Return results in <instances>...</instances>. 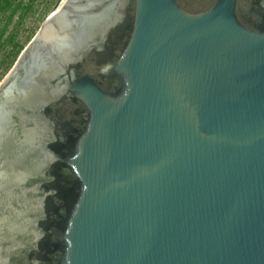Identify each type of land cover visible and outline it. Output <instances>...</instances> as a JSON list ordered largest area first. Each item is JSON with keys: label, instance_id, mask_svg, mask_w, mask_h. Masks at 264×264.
Segmentation results:
<instances>
[{"label": "water", "instance_id": "obj_1", "mask_svg": "<svg viewBox=\"0 0 264 264\" xmlns=\"http://www.w3.org/2000/svg\"><path fill=\"white\" fill-rule=\"evenodd\" d=\"M0 264H264V0H61L0 83Z\"/></svg>", "mask_w": 264, "mask_h": 264}, {"label": "trees", "instance_id": "obj_2", "mask_svg": "<svg viewBox=\"0 0 264 264\" xmlns=\"http://www.w3.org/2000/svg\"><path fill=\"white\" fill-rule=\"evenodd\" d=\"M58 0H0V53H2L3 65L6 70L12 68L20 53L26 46V41L30 40L34 32L21 42L19 39L21 28L27 20L35 17L38 8L44 3L41 19L47 11L56 4Z\"/></svg>", "mask_w": 264, "mask_h": 264}, {"label": "rangeland", "instance_id": "obj_3", "mask_svg": "<svg viewBox=\"0 0 264 264\" xmlns=\"http://www.w3.org/2000/svg\"><path fill=\"white\" fill-rule=\"evenodd\" d=\"M20 1L27 2V0H20ZM59 1H61V0H58L56 2V4L59 3ZM42 4L43 5H41V7L38 8L39 11H38L37 15L35 17L29 18L27 20L26 24L21 28L20 35H19L20 36L19 39H20L21 42H24L25 40H27V37L31 34V32H34V34L31 37V39L26 41V46L34 38V36L37 34V32L41 28L44 20L46 19L47 15L54 9V7L56 5L55 4L54 6H52L47 11V13L43 17V19H41L42 11L44 10V7H45L44 3H42ZM3 59H4V57H3L2 53H0V83L4 79V77L7 75V73L10 71V69L6 70V66L3 65Z\"/></svg>", "mask_w": 264, "mask_h": 264}]
</instances>
